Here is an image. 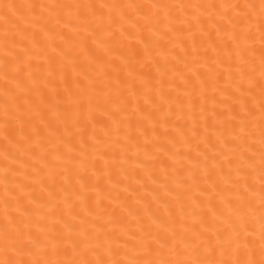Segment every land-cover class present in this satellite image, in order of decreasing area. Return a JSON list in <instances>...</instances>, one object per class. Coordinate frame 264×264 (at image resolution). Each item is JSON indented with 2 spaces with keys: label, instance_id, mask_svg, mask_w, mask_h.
Here are the masks:
<instances>
[{
  "label": "snow or ice",
  "instance_id": "1",
  "mask_svg": "<svg viewBox=\"0 0 264 264\" xmlns=\"http://www.w3.org/2000/svg\"><path fill=\"white\" fill-rule=\"evenodd\" d=\"M0 264H264V0H0Z\"/></svg>",
  "mask_w": 264,
  "mask_h": 264
}]
</instances>
